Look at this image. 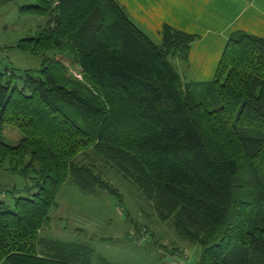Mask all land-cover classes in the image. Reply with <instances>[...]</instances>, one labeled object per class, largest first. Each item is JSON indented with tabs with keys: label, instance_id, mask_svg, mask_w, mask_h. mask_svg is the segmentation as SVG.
<instances>
[{
	"label": "trees",
	"instance_id": "trees-1",
	"mask_svg": "<svg viewBox=\"0 0 264 264\" xmlns=\"http://www.w3.org/2000/svg\"><path fill=\"white\" fill-rule=\"evenodd\" d=\"M25 1L45 22L11 49L41 66L0 69V170L24 181L0 189V264H70L71 245L40 237L70 177L122 205L79 163L90 150L200 249L197 264H264V39L232 32L196 93L173 64L197 36L165 25L156 42L117 0Z\"/></svg>",
	"mask_w": 264,
	"mask_h": 264
},
{
	"label": "rangeland",
	"instance_id": "rangeland-1",
	"mask_svg": "<svg viewBox=\"0 0 264 264\" xmlns=\"http://www.w3.org/2000/svg\"><path fill=\"white\" fill-rule=\"evenodd\" d=\"M25 4H28L25 0L9 1L0 9V69L2 70L12 68L17 72L36 71L41 66V57L11 49L20 40L33 37L45 22L42 18L22 12L20 7ZM149 14L151 15L152 11L149 13L145 8V13H141V17L150 16ZM141 29L146 34L149 33L145 27ZM173 65L180 74L186 76L183 79L184 83L196 89V93L200 92L202 87H197L198 83L187 76V66L182 62H174ZM207 100L209 102V99ZM210 109H213L212 105ZM21 138V133L15 128L10 126L4 128L5 143L16 145ZM78 161L81 165L93 164L96 172L118 190L123 202L119 205L116 197L106 191L84 192L78 187L74 178L68 179L58 195L57 208L50 213L49 225L40 232V237L47 242L67 244L74 248V252H68L65 262L70 264L198 263L200 249L181 238L171 221L161 220L152 203L133 182L95 157L92 150L85 156H80ZM23 184L24 181L20 177L0 170V189L21 188ZM41 251L40 248V253L44 254Z\"/></svg>",
	"mask_w": 264,
	"mask_h": 264
},
{
	"label": "crops",
	"instance_id": "crops-1",
	"mask_svg": "<svg viewBox=\"0 0 264 264\" xmlns=\"http://www.w3.org/2000/svg\"><path fill=\"white\" fill-rule=\"evenodd\" d=\"M117 1L135 24L145 27L156 42L160 41V32L165 25L197 36L190 46L186 74L198 84L213 79L232 32L243 31L264 39V0ZM7 2L0 0V9ZM145 8L152 14L142 18Z\"/></svg>",
	"mask_w": 264,
	"mask_h": 264
}]
</instances>
